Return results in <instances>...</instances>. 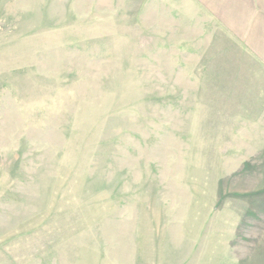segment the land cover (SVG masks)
<instances>
[{
	"label": "rangeland",
	"instance_id": "374dc122",
	"mask_svg": "<svg viewBox=\"0 0 264 264\" xmlns=\"http://www.w3.org/2000/svg\"><path fill=\"white\" fill-rule=\"evenodd\" d=\"M173 8L0 0V264H264V56Z\"/></svg>",
	"mask_w": 264,
	"mask_h": 264
},
{
	"label": "crops",
	"instance_id": "0c3cea01",
	"mask_svg": "<svg viewBox=\"0 0 264 264\" xmlns=\"http://www.w3.org/2000/svg\"><path fill=\"white\" fill-rule=\"evenodd\" d=\"M159 2L166 7H174L172 13H177L178 9L187 5L199 7L236 39L242 41L253 53L260 57L264 56V0H159Z\"/></svg>",
	"mask_w": 264,
	"mask_h": 264
}]
</instances>
